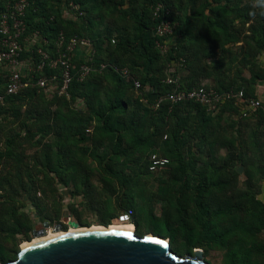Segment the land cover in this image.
I'll list each match as a JSON object with an SVG mask.
<instances>
[{
  "label": "trees",
  "instance_id": "1",
  "mask_svg": "<svg viewBox=\"0 0 264 264\" xmlns=\"http://www.w3.org/2000/svg\"><path fill=\"white\" fill-rule=\"evenodd\" d=\"M57 1L29 0L25 16L26 35L38 32L43 40L32 46V51L23 52L20 58L31 56L36 62L37 50L42 48L52 52L61 33L67 39L88 37L94 47L93 64L128 68L130 75L123 77L110 67L94 71L83 82L74 80L71 83L69 99L58 95L48 97L34 84L36 79L19 94L5 97L1 106L15 105L26 97L33 99L34 103H44V111L34 106L29 110V118L36 124H45V132L58 137L57 152L46 146L44 158L48 169H53L56 164L62 168L65 163L78 173L83 184H89L88 174L79 172L77 152L69 143H90L93 156L97 155L99 148L111 151V154L96 157L101 159L100 164L108 159L104 171L116 179L121 188H125L134 184L132 176L126 172L130 161L144 162V172L155 174L157 172L149 169L153 153L169 160L177 156L179 164L175 170L183 183L178 187L176 197L170 198L171 207L162 218L170 234L180 230L188 232L185 235V253L212 243L225 248L228 264H263L255 258L253 248L261 246L255 234L258 227L264 225V204L257 202L254 195L238 189L237 171H234V177H225L213 160L199 167L195 156L197 152L211 153L214 146L222 141L217 126L218 119L224 114H238L244 119L251 115L240 116V109L234 102H227L216 114L195 102L172 105L163 101L158 108L155 104L159 97L173 90L165 83L168 65L172 62L181 68V72L177 71L181 75L183 89L205 86L220 92L243 90L245 97H254V90L239 86L231 70L232 64L238 61L239 65L249 67L248 83L251 86L264 79V67L255 62L257 54L264 50V14H253L250 3L240 5L241 0L233 6H230L232 0H63L66 4L73 2L79 5L84 12L83 22L64 18L62 9L58 8L59 3L55 4ZM160 2L172 10L169 19L177 24L176 45L166 55L156 47L158 37L154 34L159 21L154 10ZM186 8L190 13L182 18L180 13ZM1 12L0 3V17ZM254 15L258 18L257 23L253 21ZM238 19L242 20L236 23ZM242 24H248L251 33L245 41L240 36ZM87 30L86 36L84 32ZM195 33L200 34L198 38ZM239 43L246 46H238ZM82 63L83 60L74 59V65ZM50 72L46 70V73ZM54 73L58 74V71ZM8 76L9 73L0 76V93H4ZM206 80L211 82L205 84ZM135 81L141 85L138 90L135 89ZM147 85L153 89L150 94L145 91ZM77 99L84 102L85 109L71 105V101ZM258 113L264 120V106L254 114ZM13 115L20 119V107L13 109ZM23 128L27 133L31 132L27 124H23ZM253 145L262 152L261 144L254 141ZM229 147L234 148V143L230 141ZM89 150V147L82 148L84 153ZM183 151L189 154L186 161L181 158ZM231 158L246 167L245 173L250 179L248 157L240 153ZM261 163L260 172L264 178L263 155ZM129 204H134L132 195ZM192 209L203 217L197 224L199 230L194 223L197 222L196 217L191 221L187 216ZM16 225L33 232L37 227L19 219H16ZM13 245L17 247L14 260L20 249L17 241ZM248 245H253V248H247ZM6 250V245L0 242V262L7 255Z\"/></svg>",
  "mask_w": 264,
  "mask_h": 264
},
{
  "label": "rangeland",
  "instance_id": "2",
  "mask_svg": "<svg viewBox=\"0 0 264 264\" xmlns=\"http://www.w3.org/2000/svg\"><path fill=\"white\" fill-rule=\"evenodd\" d=\"M239 1L232 0L230 6ZM57 3H59L58 8L65 9L66 3L63 0L55 4ZM248 3L253 9V14H264V0L240 1V5ZM205 12L207 14L208 9ZM189 13V9L186 8L180 15L184 18ZM253 19L255 23L258 22L256 15ZM241 20L238 19L236 23ZM86 25L89 27L88 24ZM240 27H242L241 39L245 41L246 37L251 36L248 24H242ZM88 33V30L84 32L86 36ZM195 34L197 38L200 35ZM237 45L246 46L243 43ZM252 45L254 46V41ZM255 62L264 67V50L257 54ZM177 69L181 72L180 66ZM6 73L0 69V76ZM231 75L239 86L246 90H254V97L259 95L263 108L264 79L251 86L248 83L249 67L239 65L238 61L232 64ZM210 82L211 80L204 81L205 84ZM32 101L33 99L26 97L15 105H0V242L4 243L7 249V255L0 264L13 260L17 249L13 245L15 241L18 242L20 249L25 242L40 237L35 234V230L33 232L32 229L24 230L17 227L16 219L22 223L37 225L36 231L44 230L45 235L51 230L68 231L71 227H75L74 223L81 227H92L105 225L106 222L110 225L117 219L112 225L133 224L137 234L158 235L169 241L173 251L183 256L185 235L188 232L180 230L170 234L162 218L163 213L171 207L170 198L176 197L178 187L183 183V180L178 179V172L175 170L179 164L176 160L178 157L170 159V165L155 174L144 172V162L130 161L126 172L132 176L134 184L121 188L118 181L104 171L108 159L100 164L101 159L96 157L111 154L108 148H99L96 151L97 155L93 156V147L90 143L76 145L71 141L69 146L77 152L76 158H79V172L87 173L89 176V184L85 185L78 173L65 163L62 168L56 164L53 169H48L44 158L46 146L49 145L54 153L57 152L58 137L45 132V124H36L29 118V110L32 108L37 107L38 110L44 111L42 101L36 103ZM71 105L76 109L86 108L81 99L71 101ZM16 107L21 109L20 119L13 115V109ZM218 121L217 133L221 134L222 141L214 146L211 153H196L199 167H204L206 162L213 160L218 171L225 177L232 178L234 171H237L238 189L254 195L257 202L264 204V178L260 172L262 155L264 157V120L259 113L246 119L240 118L238 114L226 113ZM23 124L31 127L30 133L23 128ZM230 141L235 146L232 149L229 147ZM254 141L263 146L262 152L253 145ZM87 147L90 150L84 153L82 148ZM240 153L245 154L249 159L248 168L252 175L250 179L245 173L246 167L231 158L232 155L237 156ZM188 157L186 151L181 153L182 161H186ZM241 167L242 171L239 172ZM131 195L134 203L132 205L129 204ZM127 208L129 210H126ZM187 216L191 221L196 217L197 222L194 223L199 230L197 224L202 220V215L198 214L196 209H192ZM44 221L47 227L42 226ZM255 239L261 246L253 248V245H248L247 248H253L255 258L264 264V225H260L256 230ZM196 250L202 251L203 260L207 264H228L225 257L226 250L221 246L209 243L187 254L194 256Z\"/></svg>",
  "mask_w": 264,
  "mask_h": 264
},
{
  "label": "built area",
  "instance_id": "3",
  "mask_svg": "<svg viewBox=\"0 0 264 264\" xmlns=\"http://www.w3.org/2000/svg\"><path fill=\"white\" fill-rule=\"evenodd\" d=\"M2 12L0 17V67L9 70V76L4 84V93H0L2 104L6 96L17 95L32 84L44 90L48 97L54 95L70 98L69 87L74 80L83 82L92 72L102 71L110 67L123 77L130 75L128 68H121L114 65L102 63L96 66L92 62L94 55L93 43L90 39L73 36L67 39L60 34L56 47L52 52L42 48L37 50L38 60L33 62L30 74L24 77L21 73V54L25 48L27 26L25 22L26 11L29 7V0H0ZM67 5L69 15L76 19L83 18L84 12L79 5L69 2ZM69 7V8H68ZM172 10L162 2L155 6L154 16L159 18L154 34L158 37L156 47L161 54L166 55L176 45L175 29L177 24L169 17ZM70 16V17H71ZM31 44L35 46L42 42L41 35L35 32L31 35ZM115 43L114 40H112ZM86 49L87 58L79 66L74 65L76 51L78 48ZM50 73H46V70ZM57 70L58 74L54 71ZM165 83L172 86L173 90L165 96L156 100L155 108H158L163 101H169L172 105L195 102L204 106L208 112L216 114L227 102H234L240 109V116L248 117L262 107V101L258 97H245L243 90L233 89L220 92L213 87L200 86L193 89L181 87V75L177 71V64L172 62L168 65ZM135 89L141 85L139 81L134 82ZM150 171L158 172L166 167L170 160L166 157L153 153L150 157Z\"/></svg>",
  "mask_w": 264,
  "mask_h": 264
},
{
  "label": "water",
  "instance_id": "4",
  "mask_svg": "<svg viewBox=\"0 0 264 264\" xmlns=\"http://www.w3.org/2000/svg\"><path fill=\"white\" fill-rule=\"evenodd\" d=\"M242 167L239 168V172ZM75 227L77 223L73 224ZM47 227V223H44ZM108 226V225H104ZM39 228V227H38ZM37 229V228H36ZM45 235L44 230L35 231ZM2 264H207L201 250L180 256L169 241L136 230H85L21 246L17 258Z\"/></svg>",
  "mask_w": 264,
  "mask_h": 264
},
{
  "label": "crops",
  "instance_id": "5",
  "mask_svg": "<svg viewBox=\"0 0 264 264\" xmlns=\"http://www.w3.org/2000/svg\"><path fill=\"white\" fill-rule=\"evenodd\" d=\"M65 9H62L61 12L64 16V18L66 19H73L75 21H81V19H76L75 17L71 16V14L69 15L68 13V9H67V5H65ZM71 16V17H70ZM31 35H27L26 38H25V48H24V52H30L32 51V47H31ZM76 58H78L79 60H84L87 58V52H86V49L83 48V47H80L77 49L76 51ZM21 62H22V66H21V73L24 77H28L29 74H30V70H31V67H32V64L34 62V59L33 57L31 56H26L24 57L23 59H21ZM0 69L4 70L5 72L9 73V70H7L6 68H3V67H0ZM145 91L147 94H150L151 92H153V89L147 85L145 87ZM257 97H259V95H257Z\"/></svg>",
  "mask_w": 264,
  "mask_h": 264
},
{
  "label": "bare ground",
  "instance_id": "6",
  "mask_svg": "<svg viewBox=\"0 0 264 264\" xmlns=\"http://www.w3.org/2000/svg\"><path fill=\"white\" fill-rule=\"evenodd\" d=\"M85 230H120L123 232H132L135 230V226L133 224H116V225H108V226H97L94 225L92 227H71L70 230L65 231V232H57V231H49L46 235H42L40 237L35 238L34 240L31 241V243H36L40 242L46 239L54 238L63 234L67 233H75V232H80V231H85ZM28 242H25L22 246H25Z\"/></svg>",
  "mask_w": 264,
  "mask_h": 264
}]
</instances>
